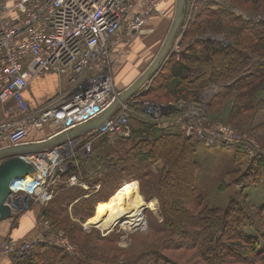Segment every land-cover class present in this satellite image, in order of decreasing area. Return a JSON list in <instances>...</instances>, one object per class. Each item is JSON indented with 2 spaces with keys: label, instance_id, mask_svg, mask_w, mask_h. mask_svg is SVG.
Instances as JSON below:
<instances>
[{
  "label": "rangeland",
  "instance_id": "rangeland-1",
  "mask_svg": "<svg viewBox=\"0 0 264 264\" xmlns=\"http://www.w3.org/2000/svg\"><path fill=\"white\" fill-rule=\"evenodd\" d=\"M3 1L5 0H0V3ZM176 1L177 0H166L163 4L164 13L160 17L162 19L164 17L167 18L160 22H165L167 20L166 27L165 29L164 26L161 28L163 32H160V35H162L160 36V41L156 49L152 52L153 56L151 55L152 57L147 61L144 60L143 65L140 58L134 60L131 72L137 70L135 73V81L143 74L142 70L145 71L151 64L158 54L165 37H167L166 35H168L167 33L173 22ZM211 1L214 3V5L211 6L213 10H222L226 14L247 21L251 19H257L258 21L264 20V16H257L256 18L252 16V14L245 12L250 11V5L242 0H232L235 4L230 0ZM195 14V10L193 11V9L189 7L171 49L165 58L166 60L169 59L170 55H174L176 59L179 58L187 46L191 44L190 42H193V38L201 37H189L191 39L189 40L190 42H185L184 40L185 33L187 29H189L192 17H194ZM159 29L160 27L157 26L150 37H156L159 33ZM140 35L141 34L135 36L133 41L126 46L128 51L134 46V43ZM250 35V32L244 34L242 36L243 41H245L246 38L249 40L248 42L246 41V43H249L251 41ZM202 39H210L216 46L222 48L231 43L221 34H207L202 36ZM252 41L255 43L254 40ZM250 46L251 44H245L243 48L240 49L253 59V63L251 62L250 66L254 68L258 60L259 62L264 61V51L259 57L260 59H258L257 56L255 57L252 55L253 48H250ZM225 65V63L217 65L215 63L214 65L212 62L206 63L205 65H192L191 76L184 84L189 85L197 81L202 83L206 80L208 73L210 74V72L218 69L222 70ZM214 67H216V69ZM196 72H199L200 78L195 81L192 80V76L196 75ZM237 79L238 77H233L231 80L226 79L225 81L210 85L200 93L197 99L195 98L187 102L172 103L169 105L156 103L152 101L151 96L144 95L146 91H149L150 86H152L153 79H151L152 81H149L151 83L148 82L139 92L126 101L123 104L124 107L114 115V117H122L125 119L126 127L130 131L128 138L131 136V131L133 133L132 138L117 137L115 143L103 145L97 142L99 139L98 137L96 140H93V136H89L88 138L85 137L79 140V142H75L69 147H66L65 151L61 154L62 162L64 165L70 163L72 171L73 169L78 170V174L74 176L76 178L75 181L71 183L69 178H66L58 183L53 192V197L51 200L47 201L45 205L35 202L31 198L25 199L22 205H18L16 209L13 210L11 219H9L8 222L3 221V223L0 224V246L11 244L12 242L15 243L13 251L8 255H3L0 261L5 259L9 264H20L21 261L30 256H34V254L40 250L41 255L52 253L53 256L55 252L57 264H65V259L77 260L82 264H122L123 262L128 264L130 262L133 264L143 256L142 254L151 250L149 254L157 253L158 256L160 255L159 258L153 260L156 261L159 259L157 262L159 263L160 261L159 264H198L196 259H191L190 257L196 253L195 249L192 251L162 249L163 246H165V248L166 245L171 246V236L167 233L165 235L162 229L164 220L163 211L166 212V210L163 208V205L161 207V199H159L158 172L161 168V164L154 162L149 165L146 163L148 165H143L139 172L138 169H135V161L131 163L132 167L125 168L126 164L128 165V163H130H126L128 159V150H131L133 144L139 141L135 132L144 129L147 125L161 127L165 122L171 121L181 125L185 137L195 146L196 150L193 156L195 161L194 183L196 192L204 203H201V207L186 203L189 212L181 213L183 210L181 206L183 207V205H180L179 201L176 200L178 195L174 193L172 198L168 196L169 198L167 197L165 199V203L167 200L169 202L172 201L171 205L174 203L175 210L170 206V209L172 208L173 210H167V212L175 213L174 217L176 222L178 220H183L186 223V221L192 220L191 214H195V211H198V209L210 207L223 210L228 207L231 200H235L238 202L239 206H244L251 216V221L243 224L241 233L249 238H254L257 235L263 234L264 174L258 179V174L255 173L254 175L253 173L254 170L252 165L257 161L256 159L264 158V111L260 110L255 112L253 114V119L249 121L248 116L252 112L249 111L247 107L251 102L245 101L246 98H238V93L236 94L234 92L231 99L227 101L224 100L222 103H219V99H216L228 93L234 81ZM236 87H239V85L236 84ZM190 88H193V86ZM117 92L121 93L120 91ZM146 104L155 107L154 112L158 111V113L155 114L157 118L152 117L147 112ZM167 106L172 107V110L167 113L174 112L171 118L165 117L167 113H162V107L164 108ZM239 106H241V109ZM177 119L183 121L179 122ZM186 124L199 127L203 135H206L208 129L212 131V129H216L217 126V128L225 127L236 137L231 134L227 136V142L229 143L226 146H211L206 142L205 138L187 136L185 132ZM125 139L128 140L117 143V140ZM171 153H176V150ZM88 156L98 157V159L96 161L91 160V162L86 163L82 167L81 165L83 162L81 159H85ZM117 158L122 159V161L116 162L115 160ZM115 164L116 168L115 166L112 167V165ZM249 167L250 171L247 172ZM131 172L138 173L131 175ZM142 172H145L143 176L140 174ZM127 174L129 176L125 177ZM138 177H140V179ZM172 178L177 179V183L183 180V183L186 185L187 182L190 181L188 179V174H183L181 172H177L176 174L175 172L172 173ZM18 183H22V181H18ZM113 186H115V188L112 190L110 187ZM178 186L179 184H175L176 189L174 190L178 191L179 194V189L177 190ZM127 187H132L134 193L133 196L126 201H142V203L145 204L152 203L154 208H144L138 221L132 225L118 224L103 229V226L101 228V226L98 227L94 224L93 219L100 208L104 205H111L116 196L120 194V191L122 192ZM16 189L15 187L14 190ZM82 191H88L92 194L81 197ZM92 195H95V197L92 199L94 212L91 217L85 221L73 219L72 208L82 199L91 201L88 197ZM104 201L105 203H103ZM189 201H191L190 197L187 198V202ZM82 205L79 206L81 207ZM116 205L117 204H115V206ZM85 206L88 208L89 205L86 204ZM43 209L48 211L46 217L43 215V211H45ZM211 217H214V215H211ZM58 218L61 222L60 228L57 231L53 228L52 224L55 222L51 219H55L54 221L57 222ZM226 222L228 221H225V223ZM182 228L189 234V239L184 240V244L183 242H179L181 239L177 236H181L182 234L179 232V229L175 230L176 235L173 236L174 238L172 241L173 244H176V247L179 245L185 247L190 242L191 236L196 234V231L192 230L191 225H186L185 228L182 226ZM233 228L236 229L237 226H233ZM230 235V237L234 239L222 240V245L224 244L227 246L230 242H233V245L236 242L239 243V240H235L238 236L234 233V229L230 231ZM210 247L209 252L207 248L206 250H201L199 248L198 252L200 253L202 251L203 255L206 253L205 255L207 257H211V263L213 264H220L221 261L225 264L231 257L235 261L240 260L245 264L250 263L251 255L249 254L245 253V256H238L239 259L237 260V253L234 250L227 248L224 251L225 253L222 252L220 249V241L217 243L211 240ZM114 248L119 249L121 254H115ZM222 249L225 248L222 246ZM43 258L46 257L44 256L40 260L33 258L30 263L37 264L44 261ZM71 263L74 264L75 262L73 261Z\"/></svg>",
  "mask_w": 264,
  "mask_h": 264
},
{
  "label": "built area",
  "instance_id": "built-area-1",
  "mask_svg": "<svg viewBox=\"0 0 264 264\" xmlns=\"http://www.w3.org/2000/svg\"><path fill=\"white\" fill-rule=\"evenodd\" d=\"M163 1L6 0L0 3V108L4 109L0 120V150L26 145L30 130L41 129L48 123L57 127V134L66 133L98 118L118 100L121 93L114 89L112 70L126 55V46L149 20L163 15ZM198 1H186L185 16L189 7L196 11ZM47 73L68 74L67 88L51 104L32 113L23 93L31 81ZM145 106L157 118L155 107ZM16 114L22 116L14 119ZM217 127L203 135L199 127L186 124L185 132L189 137L205 138L211 146H226L227 136L236 137L227 128ZM94 133L93 140L105 137L111 143L117 137L130 135L125 119L114 116ZM70 145L22 157L34 167V172L32 178L11 181L6 204L12 212L29 198L45 205L58 183L66 178L71 183L75 181L71 164L64 165L61 157ZM22 179L28 183L14 190L12 183ZM14 248V242L0 246V258Z\"/></svg>",
  "mask_w": 264,
  "mask_h": 264
},
{
  "label": "trees",
  "instance_id": "trees-1",
  "mask_svg": "<svg viewBox=\"0 0 264 264\" xmlns=\"http://www.w3.org/2000/svg\"><path fill=\"white\" fill-rule=\"evenodd\" d=\"M165 1L166 0H164L162 3V8ZM230 1L234 3L232 0ZM242 1L250 5V11L245 12L252 14V16L256 18L257 16H264V0ZM213 5L214 3L211 0H199L197 2V8L195 11L196 14L194 15L191 24L189 25V29H187L185 33L184 40L185 42H187L191 40L189 37H201L193 38V42L189 41L191 44H189L188 42L189 45L182 52L179 58L176 59L174 55H170L168 60L165 59V63L161 67L162 69L152 77V86H150L149 91H146L144 95H149L151 96L152 101L164 105L178 102H187L195 98L197 99L200 93L210 85H213L220 81H225L226 79L231 80L233 77H238V79L234 81V84L229 92L217 97L216 99H219L218 102L222 103L224 100L227 101L231 99L234 92L236 94L238 93V98H246L247 100L245 99V101L251 102V104H249V106L247 107L248 110L252 112L248 116V120L251 121L255 112L260 110L264 111V61L259 62L258 60V63L254 66V68L251 67L250 65L251 62L253 63V59L243 53L241 49L245 44H251L250 48H253L252 55L255 57L257 56V58L260 59L259 57L264 51V20H243L230 14H226L222 10H213L211 9V6ZM247 32H250L251 34V41L249 43H246V41H249L248 39L244 37L245 41H243L242 38V36ZM207 34H221L225 36L226 39L231 43L223 48L216 46V44L212 40L202 39V36ZM252 40H254L255 43ZM211 62L214 63V65L215 63L216 65L225 63L226 65L222 70L218 69L216 71L210 72V74L208 73V75L206 76V80L202 83L197 81L196 83H190L189 85L184 84V82L191 76L192 65H205L206 63ZM214 68L216 69V67ZM192 77V80H198L200 78L199 72H196V75ZM236 84H238L239 87H236ZM191 86H193V88H190ZM239 108L241 109V106H239ZM173 114L174 112L172 111L170 113H167L165 117L171 118ZM135 134L138 136L139 141L136 144H133L131 150H128V159L126 163H130H128V165L126 164L125 168L132 167L131 163L135 161V169H138L139 172L143 165H150L154 162L161 164V168L158 172V187L160 195L159 199H161V207L163 205V208L166 210V212L162 210L164 218L162 229L165 235L167 233L169 236H171V246L166 245V248L165 246H163L162 249H170L173 251H177L178 249H181V251H192L193 249H195L196 253L193 256H190L191 259H196L198 261V264H213L211 263V257H207L205 255L206 253L203 255L202 251L199 253L198 249L200 248L201 250H206L207 248V251L209 252V249L211 248V240L217 243L220 241V249L222 250V252H224L227 248L234 250L237 253V260L239 259L238 256H245L246 253L251 255L249 264H264V233L261 235H257L254 238H249L241 233L243 224L246 222H250L251 216L249 215L248 211H246L247 209H245L244 206H239L237 201L231 200L228 207L223 210L210 207L202 208L200 210L198 209V211H195V214H191L192 220L186 221V223L183 220H178L176 222L174 217L175 213H170L169 211L167 212V210H175L174 203L173 205H171L172 201L169 202L167 200V202L165 203V199L168 196L172 198L174 193H177L178 195L176 200L179 201L180 205H183V207L181 206V208L183 209L181 213L189 212V209H187L186 207V203H191L198 207H201V203H204L199 198L194 183L195 161L193 156L195 155L196 149L194 144L185 137L181 125L176 124L175 122L173 123L172 121L165 122L161 127L155 125H147L144 129L135 132ZM95 135V133L92 134V136ZM132 137L133 133L131 131L130 138ZM128 139L117 140V143L124 142ZM97 142L103 145H111V141L105 137L99 138ZM174 150H176V153H178L172 154L171 152H173ZM169 155L172 157H170ZM188 155L190 158L188 157ZM93 157L88 156L85 159H81L83 162L81 166L83 167V165L91 162V160L96 161L98 159V157ZM256 160L257 161L252 165V168L254 170V175L255 173H257L259 179L264 174V158H259ZM115 161H122V159L117 158ZM114 166L116 168V164L112 165V167ZM249 171L250 167L247 169V172ZM174 172L175 174L177 172L188 174V179L190 181L187 182V185L183 183V180H180L177 183V179L172 178V173ZM136 173L138 172H131V175H135ZM72 174H78V170L73 169ZM140 174L143 176L145 172H142ZM127 176L129 175L127 174L125 177ZM138 178L140 179V177ZM175 184H179L177 188V190L179 189V194L178 191L174 190L176 189ZM110 188L113 190L115 186ZM89 194L92 193L88 191H82L81 197L88 196ZM94 197L95 195L88 197L89 199H91V201L88 199H82L77 203V205L72 208L73 219H76L78 221H85L91 217L94 212V204L92 200ZM189 197L191 201L187 202V198ZM103 203H105V201ZM86 204L89 205L88 208L85 206ZM79 205L82 206L80 207ZM170 206L173 207V209H170ZM47 214L48 211H43V215L45 217L47 216ZM211 215H214V217H211ZM51 220L55 222L52 224L53 228L58 231V229L60 228V219L58 218L57 222L54 221L55 219ZM225 221L228 222L225 223ZM186 225H191L192 230H195L196 232H194L196 234H193L194 236H191L192 238L190 242L185 247L183 245V247L180 245L176 247V244H173L172 241V239L174 238L173 236L176 235L175 230L179 229V232L182 234L181 236H177L179 239H181L179 240V242H183L184 244V240L189 239V234L186 233V231H184L185 229L182 228V226H184L185 228ZM233 226H237V231L235 228H233ZM232 229H234V233H236V235L238 236L235 240H239V243L236 242L233 245V242H230L227 244V246L224 244L222 245V240L234 239L230 237V231ZM246 244L248 247L246 246ZM222 246L225 249H222ZM150 251L142 254L143 256L133 264H159L160 261L159 263H157L159 259L156 261L153 260L159 258L160 255L158 256L157 253L149 254ZM40 252V250L37 251L34 256H30L24 259L20 264H31L30 261L33 258L40 260L44 256L47 258V260L46 258H43L45 262L41 261L37 264H57L55 252L53 256L52 253H45L44 255H41ZM114 253L117 255L118 253L121 254L120 250L116 248H114ZM65 260V264H73L71 263L73 261L75 262L74 264H82L73 259ZM122 264L128 263L123 262ZM129 264L131 263L129 262ZM220 264H223V262L221 261ZM225 264L245 263H242L240 260L235 261L231 257L228 261L225 262Z\"/></svg>",
  "mask_w": 264,
  "mask_h": 264
},
{
  "label": "water",
  "instance_id": "water-1",
  "mask_svg": "<svg viewBox=\"0 0 264 264\" xmlns=\"http://www.w3.org/2000/svg\"><path fill=\"white\" fill-rule=\"evenodd\" d=\"M185 5L186 0L176 1L173 22L159 53L144 73L125 91H123L118 100L114 101L98 118L80 125L66 133L56 134L36 144L22 145L0 150V222L9 220L12 217V210L6 204L11 194L9 188L11 181L24 177H33L34 167L30 163L25 162L22 157L32 154H44L46 151L53 150L62 145H67L69 143L74 144L80 136L99 130L106 121L112 118V116L118 111L120 105L139 92V90H141L161 69V65L170 51L173 41L184 20ZM170 110H172L171 106L162 107L163 114H166Z\"/></svg>",
  "mask_w": 264,
  "mask_h": 264
},
{
  "label": "crops",
  "instance_id": "crops-1",
  "mask_svg": "<svg viewBox=\"0 0 264 264\" xmlns=\"http://www.w3.org/2000/svg\"><path fill=\"white\" fill-rule=\"evenodd\" d=\"M166 18L167 17H164L163 19L161 17H152L149 20V23H147V25L142 29V32L139 33L141 35L134 43V46L129 49V51L126 53L121 62L113 69L112 78L114 89L116 91H120L122 93L135 81V73L137 70L131 72V67L133 65L134 60L140 58L143 65L144 60L147 61L150 57L153 56L152 52H154V50L156 49L158 42L160 41V36L162 35H160V32H163L161 28L162 26H164L165 29L167 20L165 22L160 21ZM157 26L160 27L158 35L154 38L150 37L152 33L156 30ZM142 72L144 73V70H142ZM69 78L70 76L68 74L56 75L54 73H47L44 76L31 81L23 93V99L29 106L30 111L32 113H37L44 107L48 106V104H51V102L54 101V99L61 92L66 90ZM8 105L13 106V103L9 102ZM3 110L4 109L1 107L0 120L3 117ZM116 114L117 113H115L114 115ZM21 116L22 115L16 114L13 116V118L18 119ZM57 132V127L52 123H48L38 130L32 129L29 132L26 145L39 143L45 139L56 135ZM93 133L94 132L80 136V138L76 142H79V140L85 137L88 138L89 136H92ZM49 151L51 150L46 151V153ZM6 221L8 222V220ZM1 223L3 222H0V224ZM0 264L9 263L4 259L0 261Z\"/></svg>",
  "mask_w": 264,
  "mask_h": 264
},
{
  "label": "bare ground",
  "instance_id": "bare-ground-1",
  "mask_svg": "<svg viewBox=\"0 0 264 264\" xmlns=\"http://www.w3.org/2000/svg\"><path fill=\"white\" fill-rule=\"evenodd\" d=\"M18 181H22V183H18ZM26 183H28L26 179L17 180L15 183H12V188L14 189L16 187L18 189L21 184ZM133 193L132 187H127L122 192L120 191V194L116 196L111 205L108 204L100 208L93 219L94 224L98 227L101 226V228L103 226V229H107L118 224L132 225L138 221L144 208H154L152 203L145 204L142 203V201H126L133 196ZM115 204L117 205L115 206Z\"/></svg>",
  "mask_w": 264,
  "mask_h": 264
}]
</instances>
